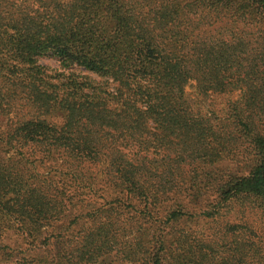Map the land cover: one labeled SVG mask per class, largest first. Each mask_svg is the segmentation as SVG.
Segmentation results:
<instances>
[{"label":"trees","instance_id":"16d2710c","mask_svg":"<svg viewBox=\"0 0 264 264\" xmlns=\"http://www.w3.org/2000/svg\"><path fill=\"white\" fill-rule=\"evenodd\" d=\"M121 201L140 264H264V0H0V230L50 250L1 264L103 263Z\"/></svg>","mask_w":264,"mask_h":264},{"label":"rangeland","instance_id":"374dc122","mask_svg":"<svg viewBox=\"0 0 264 264\" xmlns=\"http://www.w3.org/2000/svg\"><path fill=\"white\" fill-rule=\"evenodd\" d=\"M41 63L45 64L48 69L49 73L51 75H54L55 73L59 72L62 70L60 60L54 56H44L41 58ZM73 70L77 73H80L82 75H89L92 76L95 79H98L99 77L95 74H92L91 72L83 69V68H77V69H70ZM67 72V71H66ZM187 97L190 101H195L197 98V95L195 93L194 87L187 85L185 88ZM241 96V92L239 90L234 91L230 94H226L223 96H215L217 97V103L220 102H226L229 98L230 99H238ZM54 120L60 122L62 118L60 115H56ZM12 151H9L6 154V159L9 158L12 155ZM87 198L90 199V202L95 199L92 195L88 193L86 195ZM122 207L120 210H112L108 209L109 206H106L105 209L106 211H103L100 213L101 217L96 219V221H87L86 223L77 225L75 227V230H71L69 235L67 237H70L71 233H74L77 230H80L83 232V230H92L96 233H99L102 231L101 226H105V222H109L108 226H111V233L119 236L120 242L118 244H114L109 242V244H106V238H103L101 240V248L99 249V254L97 257H99V260L103 261L101 264H119L120 259L123 258V263L124 264H140V261L138 260L139 256L136 255L134 258L133 255L130 254L127 250V239L128 235L131 229V218L132 216V211H135L132 206L130 205V201H121ZM76 212H73L70 216L68 217H73ZM250 214V215H249ZM17 217V215L15 216ZM113 217V218H111ZM131 217V218H130ZM137 217V218H136ZM236 217V216H232ZM238 217H253L258 220V223L261 221H264V213L257 212V213H247V214H239ZM135 220L132 223H138L141 225H150L149 223H146L145 220L147 218H144L143 216H140V213L137 212V215L135 216ZM191 225V226H190ZM192 229H198L199 224H194L191 223L188 225ZM152 230H155L152 228ZM46 231V230H45ZM85 232L81 233L84 234ZM103 233H106L103 232ZM50 236H53L49 234ZM103 236V235H102ZM44 233L39 235V237L36 236H25L23 231H15V230H0V245H5L8 244L12 246L11 250L14 252V256L12 257L11 262H16L17 260H21L24 257L31 259L34 256L37 255H43L44 253L50 251L48 250L49 244L48 245H43L40 243V239H43ZM66 237V238H67ZM3 263V258L2 254L0 251V264ZM87 264H100L97 260H90L88 261Z\"/></svg>","mask_w":264,"mask_h":264}]
</instances>
